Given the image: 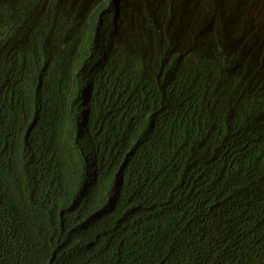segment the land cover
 I'll return each mask as SVG.
<instances>
[{"label": "trees", "instance_id": "16d2710c", "mask_svg": "<svg viewBox=\"0 0 264 264\" xmlns=\"http://www.w3.org/2000/svg\"><path fill=\"white\" fill-rule=\"evenodd\" d=\"M99 2L0 0V264H264V0H122L110 68Z\"/></svg>", "mask_w": 264, "mask_h": 264}, {"label": "clouds", "instance_id": "9594fccd", "mask_svg": "<svg viewBox=\"0 0 264 264\" xmlns=\"http://www.w3.org/2000/svg\"><path fill=\"white\" fill-rule=\"evenodd\" d=\"M121 4L122 0H100L96 5L91 4L84 16V20L89 19L95 21L94 28L91 32L85 34L87 36V42L84 41V46L90 48L97 57V63L101 68H110L113 62V54L118 43V36L122 26L121 18ZM104 7H107L105 9ZM109 10V11H108ZM108 15V16H106ZM59 75H65V72L59 71ZM68 81L70 82V87L67 91L70 103L67 106H63L62 116L69 115L72 111L73 105L76 104L81 106L85 111L90 109L89 99H80L79 96L88 92L87 86L83 84V80L74 72L68 76ZM43 86L40 85L33 95L32 102L29 106L30 110L36 116V120L32 121L29 128L43 124L47 111H49L42 100ZM123 113H117L115 116L119 118ZM93 121V118L91 119ZM88 119L82 118L81 123L86 124ZM18 124L14 120H8L6 116L0 119V146H3L7 142V137L16 131ZM93 135V131L91 132ZM14 151L5 152L0 154V160L8 157ZM10 180V177L6 174L0 172V181ZM11 181V180H10ZM6 205L10 208L13 206V199H3Z\"/></svg>", "mask_w": 264, "mask_h": 264}]
</instances>
